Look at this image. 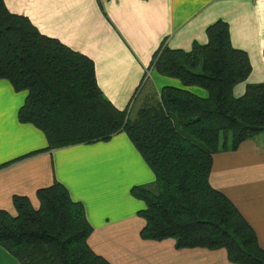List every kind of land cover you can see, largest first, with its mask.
Instances as JSON below:
<instances>
[{
  "label": "trees",
  "instance_id": "16d2710c",
  "mask_svg": "<svg viewBox=\"0 0 264 264\" xmlns=\"http://www.w3.org/2000/svg\"><path fill=\"white\" fill-rule=\"evenodd\" d=\"M205 33L207 41L193 42L189 50L162 39L148 67L180 84L149 92L132 109L141 82L120 109L99 88L90 57L42 33L0 0V79L26 91L18 121L46 138L45 148L28 154L126 134L154 175L153 183L130 188L144 202L137 211L144 220L142 239L172 238L177 249L224 248L232 263L264 264L254 229L209 183L213 154L264 133V81L246 82L252 66L246 51L232 45L226 21L217 19ZM241 82L244 91L235 96ZM36 198L34 207L27 196L13 195L15 213L0 209V246L18 264H110L89 247L92 226L84 206L62 183L37 189Z\"/></svg>",
  "mask_w": 264,
  "mask_h": 264
},
{
  "label": "crops",
  "instance_id": "0c3cea01",
  "mask_svg": "<svg viewBox=\"0 0 264 264\" xmlns=\"http://www.w3.org/2000/svg\"><path fill=\"white\" fill-rule=\"evenodd\" d=\"M3 1L42 33L90 57L99 88L120 109L162 39L171 48L189 50L193 42L207 41L205 29L217 19L228 23L232 45L248 54L252 69L246 82L264 81V0H99L101 6L98 0ZM150 76L156 90L179 85L156 72ZM246 82L234 87L235 96ZM189 89L205 95L198 87ZM25 97L26 91H14L0 79V164L17 158L0 168V209L15 213L13 195L27 196L37 207L36 190L58 181L83 204L92 226L88 245L110 264H235L224 248L177 249L172 238L140 237L144 220L137 211L143 205L130 188L153 183L154 175L125 133L28 154L47 141L35 126L18 121ZM209 183L232 201L264 249V140L245 139L234 151L213 154ZM0 264L18 263L0 246Z\"/></svg>",
  "mask_w": 264,
  "mask_h": 264
},
{
  "label": "rangeland",
  "instance_id": "374dc122",
  "mask_svg": "<svg viewBox=\"0 0 264 264\" xmlns=\"http://www.w3.org/2000/svg\"><path fill=\"white\" fill-rule=\"evenodd\" d=\"M159 46V45H158ZM183 50V49H182ZM149 66V65H148ZM146 67L145 68V70H144V73H143V77H142V84H141V86H142V90H141V92H140V94H139V96H138V98L136 99V101H135V103H134V105L132 106V109H136V107H138L139 106V104L141 103V101H143L144 99H147L148 97H147V95H149V92H152L153 91V93H154V95L155 94H158L159 93V91H160V89L159 90H156V88H155V85L154 84H152V82H151V74L152 73H154L155 72V70L154 69H152V67ZM159 74V73H158ZM161 75V74H160ZM165 76V75H164ZM166 77H168V76H166ZM171 78V77H170ZM8 81V80H7ZM9 82V81H8ZM140 82V83H141ZM178 83L180 84V82L178 81ZM173 86H176V85H173ZM259 137H260V139L261 140H264V134H260L259 135ZM138 201H140L141 203H142V205H143V207H144V202L142 201V200H138ZM88 243V242H87ZM204 248V247H203ZM229 260V259H228Z\"/></svg>",
  "mask_w": 264,
  "mask_h": 264
}]
</instances>
